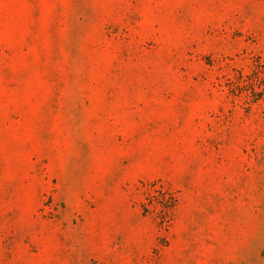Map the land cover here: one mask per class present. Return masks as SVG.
Returning a JSON list of instances; mask_svg holds the SVG:
<instances>
[{"label": "rangeland", "instance_id": "1", "mask_svg": "<svg viewBox=\"0 0 264 264\" xmlns=\"http://www.w3.org/2000/svg\"><path fill=\"white\" fill-rule=\"evenodd\" d=\"M0 264H264V0H0Z\"/></svg>", "mask_w": 264, "mask_h": 264}]
</instances>
